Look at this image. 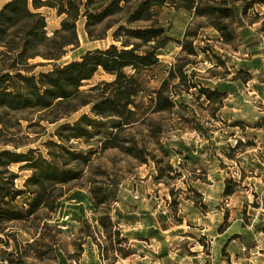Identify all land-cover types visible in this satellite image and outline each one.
<instances>
[{
	"label": "rangeland",
	"instance_id": "rangeland-1",
	"mask_svg": "<svg viewBox=\"0 0 264 264\" xmlns=\"http://www.w3.org/2000/svg\"><path fill=\"white\" fill-rule=\"evenodd\" d=\"M40 11L52 35L60 17L48 8ZM235 12L233 38L224 42L206 19L173 6L159 11V21L174 41L159 56L157 67L137 76L143 89L136 100L142 103L139 114L147 113L145 95L159 86L175 62L181 49L175 41L186 31L194 32L197 55L189 57L185 84L177 80L171 86L178 93L174 108L152 117L163 129L158 142L145 124L121 132L118 142L155 155L161 178L150 159L142 164L119 149L99 150L98 137L87 143L71 140L65 145L69 151L97 148V153L83 167L80 180L64 186L55 212L41 209L27 221L0 226V264H264V5L254 6L246 17H240L238 6ZM78 38L79 46L69 48L59 63L110 44L108 38L89 39L82 24ZM247 68L251 77L245 82L247 76L238 71ZM112 79L98 70L81 89ZM218 83L227 93L221 99L208 101L199 92ZM189 84L194 87L186 92ZM83 114L90 116L89 107L60 123H73ZM8 119L18 126L0 133V150L14 149V141L18 151L31 149L48 160L46 143L57 141V125L48 124L41 112L10 114ZM20 166L9 170L17 175L16 187L23 189L32 171ZM97 167L120 183L116 200L108 206L123 239L115 253L95 221L103 211L93 208L88 192L90 181H106L92 174ZM17 202L22 205L24 200ZM82 222L90 225L93 240Z\"/></svg>",
	"mask_w": 264,
	"mask_h": 264
},
{
	"label": "trees",
	"instance_id": "trees-1",
	"mask_svg": "<svg viewBox=\"0 0 264 264\" xmlns=\"http://www.w3.org/2000/svg\"><path fill=\"white\" fill-rule=\"evenodd\" d=\"M256 5H264V0H6L0 7V133L18 126V122L11 123L8 115L41 112L47 116L48 124L57 125L53 134L57 141L46 143L48 160L34 156L31 149L18 151L20 145L14 141H10L14 149L0 150V226L27 221L41 209L55 212L58 200L65 194L64 186L80 180L83 167H88L97 153V148L69 151L65 145L71 140L87 143L98 137L101 151L119 149L142 164L150 159L158 166L160 161L155 155L144 147L137 149L119 143L118 136L136 124H145L157 141L163 129L152 117L174 108L178 93L171 86L177 80L185 84L189 57L197 55L194 32L186 31L182 40L175 41L181 48L175 62L159 86L145 95L147 113L139 114L142 103L136 100L143 89L137 76L157 67L159 56L174 41L159 21L162 8L173 6L206 19L224 42H229L237 17L235 6L239 7L240 17H246ZM43 8L54 10L60 17L59 28L52 35L47 33L40 11ZM79 24L89 39L108 38L110 44L104 49L87 51L78 60L59 63L69 48L79 46ZM39 67L47 68L39 71ZM98 70L113 79L82 90ZM250 70L238 71L247 76L245 82L250 80ZM192 87L194 84L187 85L185 91ZM224 87L218 83L213 90L199 88V92L208 101L217 100L227 94ZM85 107H89L90 116L83 114L73 123H60ZM144 113L147 115L141 117ZM15 164H20L21 170L32 171L23 189L16 187L17 175L9 170ZM165 165L171 172L172 167ZM157 170V178H161L162 169L158 166ZM92 174L106 180L90 181L88 192L93 208L103 211L95 221L115 253L119 250L115 245L119 246L123 239L111 221L108 206L116 200L120 183L100 167ZM18 198H23L22 205ZM81 228L93 240L90 225L82 222Z\"/></svg>",
	"mask_w": 264,
	"mask_h": 264
}]
</instances>
